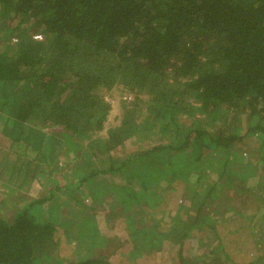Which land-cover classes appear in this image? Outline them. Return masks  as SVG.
<instances>
[{
	"label": "trees",
	"instance_id": "obj_1",
	"mask_svg": "<svg viewBox=\"0 0 264 264\" xmlns=\"http://www.w3.org/2000/svg\"><path fill=\"white\" fill-rule=\"evenodd\" d=\"M2 42L0 132L12 143L0 176L23 179L5 186L0 264H123L96 252L122 246L88 219L79 232L60 226L71 233L61 257L63 197L125 217L131 264L166 246L172 264H264L239 205L206 211L219 190H264V167L248 161L264 148V0H0ZM116 90L132 97L111 121ZM113 176L106 203L97 183ZM173 183L192 190L190 203L136 209ZM151 215H169L167 227H137Z\"/></svg>",
	"mask_w": 264,
	"mask_h": 264
},
{
	"label": "rangeland",
	"instance_id": "obj_2",
	"mask_svg": "<svg viewBox=\"0 0 264 264\" xmlns=\"http://www.w3.org/2000/svg\"><path fill=\"white\" fill-rule=\"evenodd\" d=\"M2 45H5V43L3 44L0 43V47ZM128 96V97H127ZM132 96L131 95H127L124 91L122 90H116L114 92L113 95H110L107 98V101L112 105L113 107V112L111 113V117L110 120L113 121L114 116L120 115L122 112V107H121V101H123V99H130ZM196 118H198V115H196ZM240 120V117H239ZM204 124L207 125V130L209 133H213V131H218L219 129V125H213V127H211V123L209 121H204ZM12 143L11 139L8 137V135L0 132V156H2L5 153H9V146ZM127 147L131 146V143L128 142L126 144ZM242 148L241 151L244 149V147H240ZM243 152V151H242ZM252 155H254V153H252ZM257 157H250L248 159V161L250 162L249 164H253L254 162L257 163L258 167H264V148L260 153L256 154ZM210 159H206L203 162V168H202V172H203V176L207 179V181L209 182H213V180L217 178L216 174L219 171L218 169V157H209ZM181 159V158H179ZM261 159H263L262 161H260ZM72 162H70L71 164ZM12 179V177L6 173L3 177L0 176V215H3V213L5 211H13V210H9V204H6L7 202H10L11 200L8 199L7 202L3 201L7 196V189L5 188V186H9V187H16L23 179V176L19 177L18 179L15 180V183H13L12 181H10ZM103 180H98V187H99V191L101 192V195L103 197H105L106 199H104V201L106 203H110L111 202V186H114L118 180L116 179L115 176L111 177V178H106V177H102ZM253 182V181H252ZM249 183L247 184V186L244 187L245 184H240V187L246 188L248 187L249 190H245L248 191L247 194L245 193V195L243 196H235L236 192L234 190L225 188V190H219V194L216 195L211 202H209L210 204L207 205L206 207V211L208 212H213L215 211V213L213 214H217V217L219 216V214L221 213L222 210L226 209L227 203H235L237 205L240 206V208H242L245 211V215L248 216L251 219V223H252V235H253V240L255 241L256 244V249L257 252H263L264 253V219H261L262 217H264V212H262V209L264 208V190H261L260 188H257L258 185H255L256 182L253 183ZM177 183V182H176ZM96 184V183H95ZM34 187L38 188V184H36ZM251 188H255L254 190H250ZM28 189V187H27ZM26 190V185L24 186V188H22L20 190L21 196L25 193ZM32 193L37 192L36 190L32 189ZM192 190L186 191L185 188L181 187L178 184H172V185H168L165 187V189L163 190V194L162 197L159 199H155L153 201H151L149 203V205L147 204L145 207L141 206V205H137L136 209H138L140 212L146 208L150 209H154L151 210L153 212H157L160 209L165 211L167 210L163 208L161 206V202L163 204V206L169 205L170 208L175 209L176 205H178V203H180V201H184V202H191L192 194H191ZM29 193V191H28ZM35 195V194H33ZM68 198V197H67ZM65 197L61 198L59 202V205L62 206V215L57 216L56 218V223L59 226H56L57 229V236L58 237H63V240L61 242L62 247H63V253L61 254V257H67L68 255H70L71 251L68 248V244L67 242V237H69L68 234H66L67 232L69 234L70 231L66 230L64 228H61L60 226H62L64 223L65 224L64 227H67L68 223L70 221L76 222L75 225V231L79 232L80 227L85 224V220H92V222L94 223V225H90V227L95 231V228L97 230H99L101 232V235H103V237H113V238H118L120 239V245L122 247H119L120 250H116L119 249L117 244L114 245H109L103 248V249H97L96 252H98L100 255H109L111 253H113L112 256L109 257L111 262H119L121 261V263H129L128 259L126 257H124L122 254L126 255L127 251L129 250L130 246H129V242L128 239H126V237H129L128 234L129 232L126 230V224H125V217L123 216H114V212L111 209H108L107 206H109L108 204H99V202H95L93 203L92 200L88 199H84L81 204L83 205V208H81L78 204L74 203L73 201L67 199ZM12 199V198H11ZM158 200H161L158 201ZM80 204V205H81ZM82 210V212H79L78 210ZM77 210V212H75ZM169 210V209H168ZM88 212V213H87ZM168 213V212H167ZM166 213V215H167ZM170 214V213H169ZM87 216V217H86ZM152 217H148L144 220H138L141 221V223H139L137 225L138 228L140 227H160V228H165L167 226L166 222L169 220V215L165 216V219L160 221L157 217L158 215H151ZM261 219V220H260ZM116 248V249H115ZM189 248L192 249V246H187L186 247V251L189 254ZM255 248V247H254ZM166 253H162L161 255H157V256H150V257H146L141 259L137 264H172V260H170V257L173 259V257L175 256L176 253V249H169V247H165L164 248ZM114 251L116 254H114ZM123 252V253H121ZM254 255H252V257L254 258ZM252 257L250 258V260L252 259ZM246 262V260H245ZM244 261L242 262L245 263ZM132 264H136L135 262H133ZM247 264V262L245 263Z\"/></svg>",
	"mask_w": 264,
	"mask_h": 264
}]
</instances>
